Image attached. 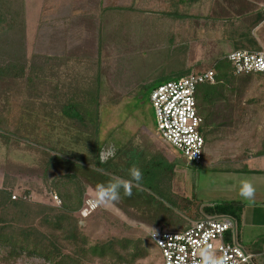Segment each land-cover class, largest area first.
I'll list each match as a JSON object with an SVG mask.
<instances>
[{"label":"rangeland","instance_id":"obj_1","mask_svg":"<svg viewBox=\"0 0 264 264\" xmlns=\"http://www.w3.org/2000/svg\"><path fill=\"white\" fill-rule=\"evenodd\" d=\"M45 1L53 10V0ZM45 1L0 0V234L25 246L20 253L0 247V264H159L147 231L180 230L206 206L236 196L231 184L239 177L219 161L211 167L189 162L162 141L150 93L188 71L212 68L235 49L250 21L235 16L248 6L240 8L241 0H127L126 9L111 8L110 26L98 27L91 10L80 19L83 30L72 33L70 18L36 17ZM220 96L200 104L208 123L216 122L207 140L222 138L224 154L253 155L264 145V131L250 128L264 108V76L235 78ZM65 103L79 107L89 129L98 116L103 154L114 148L120 166L133 156L126 174L161 162L130 197L121 190L118 202L99 201L85 219L77 210L86 189L97 194L100 183L89 186L79 168L47 164L41 146H72L67 135L80 124L61 116Z\"/></svg>","mask_w":264,"mask_h":264},{"label":"built area","instance_id":"obj_2","mask_svg":"<svg viewBox=\"0 0 264 264\" xmlns=\"http://www.w3.org/2000/svg\"><path fill=\"white\" fill-rule=\"evenodd\" d=\"M260 8L264 23V5ZM224 58L230 63L234 75L257 73L264 76V49H232ZM215 82L216 72L208 68L160 83L150 93L157 134L181 152L187 161L196 164L202 163L205 146L203 119L198 112L196 93L201 84ZM12 198L26 200L28 197L13 194ZM52 199L57 204L61 203L57 195ZM99 208L97 194L88 188L77 215L85 219ZM147 235L159 251V264H193L199 260V249L205 246H210L218 257H223L226 264H257L254 254L237 242L236 219L229 214L200 212L183 229L153 228L147 231Z\"/></svg>","mask_w":264,"mask_h":264},{"label":"crops","instance_id":"obj_3","mask_svg":"<svg viewBox=\"0 0 264 264\" xmlns=\"http://www.w3.org/2000/svg\"><path fill=\"white\" fill-rule=\"evenodd\" d=\"M126 1L127 0H118L116 6H112L110 0H53V10H47L49 6L46 5L47 1H45V5H42L39 15L36 17L54 16V18L61 19L70 18L72 33H78L79 27H81L82 30L84 28L83 22L80 21V19L90 17V15H92L91 10H93L95 18H98V27L99 25L102 27L105 26V23L106 26H110L109 18L111 15V8L117 7L126 9ZM240 2V8L248 6V9L239 12L235 16L238 19L249 18L252 20L256 13H261L260 7L264 5V0H241ZM27 12L28 11H26L24 7L22 14L24 18H28ZM100 18L103 19L100 20ZM63 23L64 21L62 20V24ZM248 28L250 29V34L257 43L258 47L256 49H264V23H262V21L253 23ZM75 47L76 46H72V48ZM209 124L210 125L203 126L202 131L205 146L201 165L211 167V165L219 161L220 163L226 164L221 165L222 169L226 172L233 173V175L237 174L239 177L235 179L233 176L234 181H232L231 184L234 186L231 192L236 193V196L227 200L239 201L242 204L239 217L235 218L233 216L236 219V240L244 249L254 254L257 264H264V145L257 148L253 155H244L242 154L243 152L239 150L234 152L230 150L224 154L221 150L224 146L222 138L214 137L213 139L208 138L207 140L206 135L208 134V129L214 127L216 122L212 121ZM250 128L264 131V108L257 111ZM136 155H139V153H136ZM132 158L133 156H126L125 159L128 163L131 159L132 164ZM242 180H248L255 186L256 195L254 204L240 197L239 190ZM202 213H205V211H202ZM189 223L190 221L179 229L187 227Z\"/></svg>","mask_w":264,"mask_h":264},{"label":"trees","instance_id":"obj_4","mask_svg":"<svg viewBox=\"0 0 264 264\" xmlns=\"http://www.w3.org/2000/svg\"><path fill=\"white\" fill-rule=\"evenodd\" d=\"M260 21H262V13H256L254 18H252V20H250L246 25L245 30L237 34V37L234 40L235 49L248 48L250 50H254L257 48V43L250 34V29L248 27L253 23H258ZM212 68L216 72V82L214 84H201L196 93L198 112L203 119V126L210 124L208 123L205 115H202L200 104L209 103L217 98L218 95H221L220 97H222V92L229 88V85L232 84V81L235 78L250 75H234L231 71L230 63L224 57L216 60ZM187 73H189V71ZM61 110V116L63 118L69 119L73 123H79L80 127L77 128L76 132L74 131L75 133L70 132V134L67 135L72 142V146L57 148L56 146L40 144L44 147L45 152L48 155L49 160H47L46 163L50 165L54 161L55 163L61 162L63 166H65L64 170L67 172L71 171V168H79L84 179L88 184L90 183L89 185L91 187H93V185L95 186L93 181H98L101 185L106 183L112 177H126L128 173L126 174L125 172L131 162H125L124 165L120 166V163L116 162L115 158H108L106 160H102L101 158L102 143L98 134V116H96L94 127L89 129L88 120L75 103H65ZM81 127L84 129L87 127L88 129L84 130ZM66 130V132L69 133V128H66ZM160 165L161 162L159 160H154L152 163L144 165V168L141 169L143 179L150 174L153 168L159 167ZM203 209V211L207 214H229L237 218L240 215L242 204L239 201L231 200L224 201L213 206H206ZM119 241L128 242L126 239H121ZM108 245L112 246L114 244L112 241H109ZM0 247H10L12 251L16 249L18 253L22 252L25 248L24 245L18 244L15 241L13 242L9 238H5L3 234H0ZM132 256L135 257L136 253L134 252ZM45 258L46 260H49V257L46 256ZM53 264H64V262L55 261Z\"/></svg>","mask_w":264,"mask_h":264},{"label":"clouds","instance_id":"obj_5","mask_svg":"<svg viewBox=\"0 0 264 264\" xmlns=\"http://www.w3.org/2000/svg\"><path fill=\"white\" fill-rule=\"evenodd\" d=\"M115 149L109 148L106 154H101L102 160L108 158H114ZM143 180L142 171L133 166L128 170L126 177H112L106 183L97 187V199L98 201H110L116 203L121 199V190H123L124 196L130 197L132 195V189L140 186ZM239 195L250 203H255L256 188L248 180H242L239 190ZM156 236V232L153 230V237ZM199 260L193 261V264H226L223 257H218L210 246H205L198 251Z\"/></svg>","mask_w":264,"mask_h":264}]
</instances>
